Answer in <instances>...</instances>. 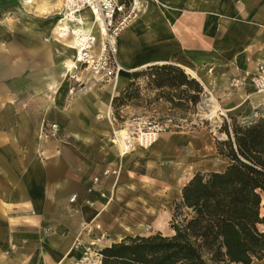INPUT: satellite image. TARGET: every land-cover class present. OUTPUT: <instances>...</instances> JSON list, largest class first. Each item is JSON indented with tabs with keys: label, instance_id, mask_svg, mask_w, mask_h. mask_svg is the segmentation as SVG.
<instances>
[{
	"label": "crops",
	"instance_id": "1",
	"mask_svg": "<svg viewBox=\"0 0 264 264\" xmlns=\"http://www.w3.org/2000/svg\"><path fill=\"white\" fill-rule=\"evenodd\" d=\"M15 7L13 0H0V264H59L62 260L72 264L80 257L70 251L80 225L104 206L100 191H113L114 178L99 185L91 180L112 168L119 157L118 146L111 143L114 137H105L109 125L96 115V100L85 110L70 108L69 79L63 83L68 85L63 86L60 100L50 98L45 84L51 77L60 81L57 49L50 40L51 29H46L51 20L11 16ZM159 10L161 19L166 18V23L159 24L162 47H174L173 52H166L162 63L149 60L146 64L153 47L139 41L125 43L138 52L124 51L120 55L124 65L173 64L184 71L189 67L201 85L210 81L202 86L210 100L221 105L222 117L240 123H248L255 114L264 119V93H254L246 83L259 65L264 66V0H169L168 8ZM146 24L152 26L151 21ZM112 83L99 84V89ZM44 122L59 126V139L40 138ZM108 122L113 124L111 117ZM136 153L126 161V168L132 161L141 164L136 159L139 155L146 156L143 150ZM140 164L131 168L137 171ZM143 164L145 174L144 160ZM122 178L123 185L132 186L133 179ZM73 196L76 199L70 202ZM131 196L133 192L126 191L123 200ZM109 205L113 210L117 202ZM25 217L34 219L33 224ZM260 228L264 232V226ZM110 229L114 243L126 237L122 228ZM252 264H264V260Z\"/></svg>",
	"mask_w": 264,
	"mask_h": 264
},
{
	"label": "trees",
	"instance_id": "2",
	"mask_svg": "<svg viewBox=\"0 0 264 264\" xmlns=\"http://www.w3.org/2000/svg\"><path fill=\"white\" fill-rule=\"evenodd\" d=\"M146 77L151 89L172 109L196 106L203 86L173 64H158L132 73L131 88ZM112 100V108L133 98L129 89ZM216 154L227 160L222 171L197 172L173 204L169 231L126 236L98 250L100 264H252L264 260V120L223 122Z\"/></svg>",
	"mask_w": 264,
	"mask_h": 264
},
{
	"label": "bare ground",
	"instance_id": "3",
	"mask_svg": "<svg viewBox=\"0 0 264 264\" xmlns=\"http://www.w3.org/2000/svg\"><path fill=\"white\" fill-rule=\"evenodd\" d=\"M62 3V0H21V7L31 8L36 5L38 6V8L45 10L50 17L51 21L46 29H51L50 40L57 49L56 61L60 69V81L57 79L54 80L53 77H51L50 81H47V84H45V86L47 87V90L49 92L48 95H50V98L55 100L61 98L64 92L63 86L68 85L63 84L66 80H80L82 78V72L78 69L77 63L74 58L73 44L71 42L69 34L67 33V27L64 23L60 22L58 17V14L61 13L62 10ZM168 6L169 0H153V2L151 1L150 4L145 3L144 0H134L133 9L134 13L136 14L135 17L137 19L133 21L130 27H127L131 29V32L128 33L126 27L123 29V31L127 33L128 36L125 37L124 33L123 36L118 35L117 39V58L120 62L121 69L116 80L111 85H109V87L101 90L99 89V83H97L92 77L90 78L87 76L86 88L69 94L72 98V105L70 106V108H72V110L74 111L85 110V107L87 105H93V100H96L98 102L99 107H95L96 115L103 120V123L105 125L107 121V127L109 125V128L108 135H106L105 137L107 139L114 137V139H111V143L117 144L120 153L119 159L122 164H125L126 161L130 158L132 152L135 151V146H132L130 149L124 146L122 141L126 137L125 131L117 129L112 123L109 124L108 120L111 117L110 99H112V96L116 95V93L119 91L121 84H123L126 80V76H128L133 71H138L142 68H145L146 65L136 68H128L121 61L120 55L124 51L129 55H132L133 52H138L136 51L137 48L134 51V48L129 49V47L125 45V43L136 45L138 41L145 44L146 47H153L151 49V52L153 54L147 57L146 64L149 63V60H160V63H162L165 60L166 52H168L169 54L173 52L174 47H162L165 44L161 42L159 32L161 27V25L159 24L166 23L164 22L166 18L163 17L164 21L161 19L159 7L164 11L168 8ZM78 18L82 21V24L86 26V29L91 30L93 27L97 28V24L93 22L92 16L87 11H83L78 14ZM149 21H151L152 23L151 27L146 24ZM44 32L46 31L44 30ZM139 33L142 36H139ZM139 49L141 51V48ZM185 71L190 76H192V78H199L198 74L193 69L186 67ZM205 82L210 84V81L208 80H206ZM205 82L202 81V85L205 86ZM213 102L214 109L210 111L207 116L208 118L217 117L219 119L218 115L220 116V114L218 113L221 112L220 108L215 101ZM223 114L224 113H221V115ZM224 137L225 136H223V138ZM160 140L161 137H158L153 144L147 146L146 148L141 147V149H143L145 153L151 154V152L153 151V147H155ZM183 143H186V141H184ZM176 144L172 145L174 146L172 149V157H175V160L182 161L184 163L186 162V166L188 169L185 172H187L189 169L191 171L195 169L197 167L196 165L200 164V162L204 158L203 153L197 150V145L189 143L187 147H182L177 144V147ZM176 148H178V150L175 152ZM121 167L122 166L120 165V170ZM120 176L121 173H119L117 181H115L112 185L113 191H111V193L109 194L112 200H115L120 203V205H123L117 227L120 229L124 228L125 232L137 233L140 236H144L145 233L148 232L147 227H149L150 225L154 227L157 232L165 230L168 222L170 221L168 201L172 197L174 188L176 187H180L178 188V192L181 196V187L184 186V183L186 181L184 179L185 176L179 179L177 175L174 180L175 185L173 186V190L166 191L164 190V188L168 189L167 185L169 184V179L165 177L166 173L163 174V171L160 173L155 172L152 179H150V181L147 183L145 182L144 189L138 193L136 190L137 194L131 196L134 198V200L130 199L129 201H125V199L123 200V198L126 195V191L132 193L134 187L123 185V178L122 176ZM128 176L132 177L131 171L129 172ZM192 176V174H189L187 182L192 178ZM121 188H123V191L121 190ZM119 190L123 192L121 195H118ZM100 197L104 198L106 201V203H104L105 210L106 206L110 204L111 200L109 201L108 198L102 197V195H100ZM2 206L5 207L7 205L5 202H3ZM262 210H264V197L262 198L261 202L260 215H262ZM32 218H34V216ZM259 227H262V225H259ZM170 234H173V232L170 231ZM120 236L121 235L117 234V238H120ZM107 242H109V240ZM59 264H63V260ZM92 264H99L98 259L94 260V263Z\"/></svg>",
	"mask_w": 264,
	"mask_h": 264
},
{
	"label": "rangeland",
	"instance_id": "4",
	"mask_svg": "<svg viewBox=\"0 0 264 264\" xmlns=\"http://www.w3.org/2000/svg\"><path fill=\"white\" fill-rule=\"evenodd\" d=\"M13 1L17 7H15L14 11L10 14L11 16L50 18L45 10L38 8V6L36 5L31 8H24L21 7V0H13ZM151 1L153 2V0H144L145 3H150ZM133 4H134V0H129V2H127L126 4L125 13L123 16L125 17L126 20L122 28L135 18ZM42 27L44 26L42 25ZM133 72H131L128 76L125 75L127 81L125 80L124 83L121 84L120 89L115 96H119L120 93L123 90H125L127 84L130 81H132ZM246 83L251 86L250 79H248ZM251 90H253L254 93L257 94V92L254 90V88H252V86H251ZM129 92L133 95L132 99L127 101L123 106H118L115 109L112 108L111 118L114 126L117 129L120 130L125 129L131 124V122L134 119L140 117H146L157 123L168 125L167 130L158 136L159 138L161 137V140L158 142V144L155 147H153L152 149L153 151L151 152V154L146 153V156L139 155L140 157L136 158L137 160H140L139 162H141V164L132 161L129 164V166H127L126 168V165L122 164L118 157L117 161L113 162V164L110 165L111 167L121 165L122 167L119 173H121L122 177L123 176L129 177L128 176L129 172L132 171L131 172L132 177L130 178L134 180V182L131 183L132 185L131 187H134L133 188L134 195H136L138 192L144 189L145 182L146 183L149 182L150 179H152L155 172L160 173L163 171V174L166 173L165 177L169 179V184L167 185L168 189L164 188V190L169 191V190H173V186L175 185L174 180L177 175L179 179L185 176L184 177V179L186 180L184 183L185 185L189 178V174L194 175L197 172L208 173V172L222 171L225 168L227 162L222 160V158L216 154L215 143L216 141H221L223 139V136H225L224 134L219 133V129L221 128L224 121H226L227 123H231V118L222 117L221 115L220 116L218 115L219 119L217 117L208 118L207 115L209 114L210 111L214 109L213 101L215 100L211 101L210 96L208 95L207 92H205L206 94L201 98L202 100L199 104H197L194 107L189 105L188 109L186 110L172 109L171 106H169L166 102H164L162 99H159L156 96L158 94V91L151 89L149 86L148 79L143 76L135 81L133 86L129 89ZM218 106L221 110L222 109L221 105L218 104ZM255 115L252 120H257L261 118L257 114ZM251 121H248V123ZM175 141L179 146L182 147H187L189 143L196 144L197 150L203 153L204 158L202 159L200 164L196 165L197 167L192 171L189 169L187 172H185L188 169L186 166V162L184 163L182 161L175 160V157H172L173 155L172 149L174 147L172 145L176 144ZM184 141H186V143H183ZM141 150H143L141 149V147L135 146V151L132 152V154L134 153L137 154L136 152ZM177 150L178 148H176L175 152ZM119 154L120 153L118 150V156ZM143 160L147 166L146 167L147 172L145 174L143 173L144 170ZM136 164H140V168L137 171H134L131 167L132 165H136ZM110 178H114V177H110ZM104 179L105 178H103L102 180ZM115 181H117V178L116 179L114 178V182ZM178 188L180 187L174 188L173 195L168 201L170 218L173 210V204L178 200H180ZM100 192L103 193V191ZM110 193H103V194H105V196L107 195L110 196L109 195ZM108 199L111 200L110 204L111 203L113 204L115 201L112 200L111 196L108 197ZM131 199L134 200L133 197ZM89 206H92V204L90 203ZM122 207L123 205H120V203L117 202V206L113 210H110L111 207L109 205L107 210L103 212L104 210V206H103L102 209L100 208L99 210H97L98 212L94 213V215L91 218L83 220L84 221L83 223H88L93 219H95V222H97L102 227V229L108 232L109 234V238H108L109 242H107L108 240L103 241L101 244H99L98 247H95L93 251L97 252L98 250L105 248L116 241L111 238V233L109 230L113 229V228L110 229V226H118V221L121 215ZM14 219H16V217ZM25 220H27L26 222L30 225H32L34 221V219H29L28 217H25ZM35 222H37L36 219ZM147 228H148L147 229L148 232L145 233V235L153 234L157 232V230L151 225ZM122 229L125 231L124 228ZM259 229L262 230V228L260 227ZM80 230H81V225L79 231ZM160 233H162L163 235H170L169 222L166 229L161 231ZM124 234H126V236L138 235L137 233H129V232H126ZM74 262L72 264H74Z\"/></svg>",
	"mask_w": 264,
	"mask_h": 264
},
{
	"label": "built area",
	"instance_id": "5",
	"mask_svg": "<svg viewBox=\"0 0 264 264\" xmlns=\"http://www.w3.org/2000/svg\"><path fill=\"white\" fill-rule=\"evenodd\" d=\"M129 0H63L60 22L67 27V33L73 44L74 58L83 76L92 77L99 84L114 82L121 69L117 59V39L125 22V9ZM87 11L97 24V28L86 29L78 14ZM124 18V19H123ZM251 86L257 93H264V66L259 65L250 79ZM86 80L72 79L68 94L86 88ZM256 116V115H255ZM168 128L166 124L157 123L149 118L134 119L123 129L126 133L122 141L130 149L132 146L146 148ZM40 138L44 140L59 139V126L53 122H44L40 130ZM120 165L104 169L92 178L93 185H99L103 178H118ZM102 197L105 194H101ZM73 196L70 202L75 201ZM110 201V199H109ZM109 238L108 232L95 222V219L83 223L81 231L75 237L71 251L80 254L74 264H92L99 259L95 247ZM93 255V256H92Z\"/></svg>",
	"mask_w": 264,
	"mask_h": 264
},
{
	"label": "water",
	"instance_id": "6",
	"mask_svg": "<svg viewBox=\"0 0 264 264\" xmlns=\"http://www.w3.org/2000/svg\"><path fill=\"white\" fill-rule=\"evenodd\" d=\"M194 79V78H193ZM226 139V137H224L222 140H225Z\"/></svg>",
	"mask_w": 264,
	"mask_h": 264
}]
</instances>
